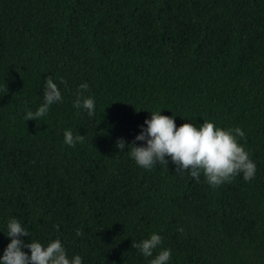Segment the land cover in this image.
I'll return each instance as SVG.
<instances>
[{"label":"trees","instance_id":"16d2710c","mask_svg":"<svg viewBox=\"0 0 264 264\" xmlns=\"http://www.w3.org/2000/svg\"><path fill=\"white\" fill-rule=\"evenodd\" d=\"M46 76L62 99L24 120ZM153 109L240 127L254 176L213 188L170 160L138 167L115 140ZM9 216L82 264H147L131 241L152 231L169 264H264V0H0V231Z\"/></svg>","mask_w":264,"mask_h":264},{"label":"clouds","instance_id":"9594fccd","mask_svg":"<svg viewBox=\"0 0 264 264\" xmlns=\"http://www.w3.org/2000/svg\"><path fill=\"white\" fill-rule=\"evenodd\" d=\"M43 80L42 103L34 111H25L24 120L45 115L51 104L62 99L56 81L50 76ZM87 89V82L77 85L73 106L86 110L91 116L95 100L91 95H84ZM160 110L147 111L148 117L138 126L139 131L127 144L121 137L115 140L116 149L126 152L135 165L151 170L156 165H165L170 160L178 172L187 170L188 175L197 181L203 176L204 182L213 188L229 182L237 174L244 181L254 176L255 162L244 145L238 141V138L244 136L240 127H222L206 118L198 124L186 119L176 125L174 115L161 114ZM62 139L64 144L71 147L82 141L83 135L77 132L74 134L71 128H65ZM136 141L142 143L138 144ZM0 233L9 237L0 251V264H82V257L78 253L69 257L58 236L46 242L29 239L28 230L15 216L6 219ZM75 235H80L79 229ZM23 237L28 239L24 240ZM161 240L162 236L157 231H152L139 241H131V247L147 258V264H169L171 252L167 247H159Z\"/></svg>","mask_w":264,"mask_h":264}]
</instances>
